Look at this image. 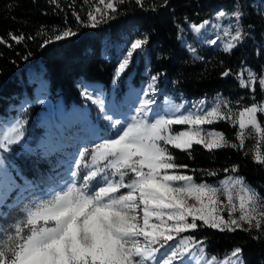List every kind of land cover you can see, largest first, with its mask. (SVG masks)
Masks as SVG:
<instances>
[{"label": "snow or ice", "instance_id": "1", "mask_svg": "<svg viewBox=\"0 0 264 264\" xmlns=\"http://www.w3.org/2000/svg\"><path fill=\"white\" fill-rule=\"evenodd\" d=\"M99 4L104 5V8L97 6L94 11H89L86 22L74 12L77 23L95 29L116 18L118 8L113 0H99ZM135 4L140 5L141 0H135ZM226 15V12L220 11L217 19ZM233 15L239 24L241 12L235 11ZM207 24L208 21H204L200 28ZM193 28L200 30L195 25ZM9 35L16 43L25 39L22 35ZM75 35L77 33L71 28H65L54 36V40L62 41ZM242 39L243 34L237 28L236 34L222 50L231 54L237 46L233 41ZM148 42L147 34L130 42L126 55L115 70L113 84L128 69L134 54L142 53ZM4 43L0 39V44ZM243 72L244 69L240 72L239 82L242 87H246ZM248 74L250 80L257 78L250 70ZM222 75L227 77L230 71L226 70ZM157 81V75L150 77V82L142 90L143 99L139 101L136 114L130 120L109 118L112 135L100 137V142L91 151L93 161H107L105 167L110 168L113 177L118 178L109 179L106 174L98 175L104 173V168L91 171L85 166L79 175L83 183H79L78 171H71L73 179L64 188L26 206V223L23 219L18 220L14 225L15 236L7 237L10 243L0 245V264H191L190 253L185 254L195 238L188 235L177 244L175 236L201 227L233 232L247 224L248 229L245 230L253 227L261 229L264 211L259 212L258 218L257 205L258 202H264V198L258 201V193L246 186L243 177L230 176L221 181L225 185L223 194L227 203L224 204L218 196L220 189L204 182H195L193 175L178 171L187 169V165H177L168 147L170 145L181 151L191 150L194 145H202L209 152L222 149L228 146L225 134L209 131L206 138L201 126L233 117L226 116L219 104L211 110L197 108L195 113L188 111L187 114H175L179 112L176 109L172 115L150 116L158 91ZM259 84L264 86V79H260ZM85 95L92 99L87 93ZM92 102L100 103L98 99ZM38 103L44 101L39 100ZM223 106L228 105L225 103ZM258 111H264V108L251 106L239 112L241 131L237 139L241 147L244 145L243 130L249 125L264 139V129L257 122ZM174 125H187L188 130L174 133ZM22 127L23 123L18 122L12 129L17 134L8 139L6 144L0 143V152H8L11 145L22 142ZM231 146L235 147L234 144ZM88 151L87 148L79 150V159L74 160L77 168ZM254 161L264 165V155L257 151ZM237 170V166L231 168L232 173ZM129 172L133 178L126 182L125 177ZM209 175L216 173L209 170ZM17 176L18 172L13 175L7 168L0 167V204L15 190L20 189L22 194L32 188L31 182L27 181L25 187L21 188ZM93 178H96L95 182L89 183ZM122 188L128 190L126 194H119ZM233 188H238L235 196ZM235 200L239 201L238 206ZM225 210L227 219L222 215ZM237 211L238 217L235 216ZM22 225L28 228L27 234H22ZM0 231H4L2 226ZM195 242L201 245L206 243ZM240 253L241 249L237 247L231 256L238 257ZM233 264L244 262L238 259Z\"/></svg>", "mask_w": 264, "mask_h": 264}, {"label": "trees", "instance_id": "2", "mask_svg": "<svg viewBox=\"0 0 264 264\" xmlns=\"http://www.w3.org/2000/svg\"><path fill=\"white\" fill-rule=\"evenodd\" d=\"M95 1L0 0V39L5 41L0 44V116L14 114L19 100L34 96L36 82L31 72L38 69L46 79L48 98L59 99L65 104L82 103L77 82L93 81L108 88L117 58V45L130 35L142 38L144 34L148 35L149 42L143 53L131 58L128 69L118 80L116 94L120 95L126 89L124 77L130 76L132 83L144 79L147 56L148 69L173 96L180 94L194 98L220 91L237 101V106L260 102L262 94L258 79L264 65V20L252 8L250 0H141L140 5H136L135 0H123V3L118 0L114 2L118 8L115 19L95 29L85 28L77 23L73 13L86 22L87 12ZM216 6L225 11L236 8L242 15L239 27L243 39L233 41L237 46L231 54L222 50L224 46L215 48L213 42H198L195 38L199 31L193 26L198 28L200 22L209 19ZM65 28H71L77 35L55 41L54 36ZM10 33L25 39L16 43ZM245 66H249L257 77L251 89L248 85L240 86L237 80V73ZM226 70L230 71L227 77L222 75ZM32 107L38 108V105ZM257 119L264 127L261 111L257 112ZM206 126L221 131L231 141L235 139L237 128L234 124L218 120ZM233 144L235 147L228 145L211 152L202 145H194L188 151L168 147L177 165H187V169L178 171L193 175L195 182L220 179L237 166L236 173L264 198V165L255 163L251 152L236 142ZM209 170L216 175H209ZM4 208L5 205L1 206V211ZM18 216L19 209L9 206L4 214H0V225L5 228L7 222L17 221ZM245 229L248 228L220 232L201 227L179 235H192L195 240L206 241V254L219 256L239 247L244 264H264V227Z\"/></svg>", "mask_w": 264, "mask_h": 264}, {"label": "rangeland", "instance_id": "3", "mask_svg": "<svg viewBox=\"0 0 264 264\" xmlns=\"http://www.w3.org/2000/svg\"><path fill=\"white\" fill-rule=\"evenodd\" d=\"M116 1L118 0H113V2ZM249 3L252 8H254L255 12H259L262 15L264 20V0H250ZM97 6L101 9L104 8V5L99 4V0H96L89 11H94ZM220 11L226 12L227 15L223 18L217 19ZM235 11L238 10L233 8L225 11L221 6H216L209 19L203 20L197 26L200 28V26L204 24V21H208L207 25L200 28L199 35L195 36L197 41L205 43L213 42L215 48L217 46H225L231 40L232 36L236 34L237 28L240 30L236 17L233 15ZM262 36L264 37V29ZM135 38L138 37L130 35L125 42L117 45V58L113 67V76L108 88L93 81L85 82L80 80L77 82L80 87L82 99L85 102H82L81 104H65L59 99L54 100L48 98L45 91L39 87L43 82V76L42 72L38 69L35 72H31L32 78H35L36 81L35 93L32 99L29 101L25 98L19 100L16 104L15 114L8 119H0V143L5 144L8 139L14 138L17 134L12 130L17 123H23L22 142L19 145H11L10 151L8 152H0V167L7 168L6 161L4 160L5 157L3 156V154H7L17 164L19 174H21L20 176H17V183L21 185V188L25 187L26 180L36 182H33L30 190L24 191L22 194L20 189L13 191L8 199L0 204V207L4 204L17 207L19 209L18 220L23 219L26 223V206L32 204L34 201L47 198L55 191L64 188V186L72 179L71 171L73 170L78 171V180L79 175L82 174L85 166L91 171H95L98 168H104V173H99L98 175L103 176L106 174L109 179L118 178L113 177L112 170L105 167L107 161H93L91 151L95 144L100 142V137L112 135L113 130L109 128L110 117L124 121L125 119L130 120L131 117L136 114L135 109L139 107V101L143 99L142 90L146 87L147 83L150 82V77L156 75L148 69V57L146 56V67L143 70V73L146 75L144 79L140 80L138 83H132L130 81V76L124 77L126 89L120 95L116 94L117 90H115V88L119 79L113 84L115 70L117 69L121 58L126 55L127 50L130 47V42ZM134 55L138 56L137 54ZM249 70L254 73L249 66H245L243 79L246 81V85L249 86V89H251L254 80L249 79ZM240 72L237 73L238 81L240 79ZM260 79H264V65L258 80ZM157 86L158 91L154 96L155 104L152 106L153 111L150 112V116L156 114L172 115L176 109H179V112L175 114H187L188 111L195 113L197 108L211 110L212 107L219 104L221 106L220 110L226 116L233 117V119H225L224 121L231 125L234 124L237 128L234 135L235 139H233V141L226 138L228 145H232L234 142L240 145V141L237 139V135L241 131L239 129V112L245 107L251 106H258V109L264 108V86H261L262 98L260 102L258 104L249 103L244 106H237V101L229 99L227 95H224L220 91L203 93V95L198 97L187 98L180 94L173 96L170 92L165 90L158 81ZM85 93L91 96L92 99H88ZM93 99H98L100 103L93 104ZM39 100H43L44 103H38ZM201 102L203 103L201 104ZM225 103H227V107L223 106ZM34 104H37L38 108L32 107ZM261 112L264 116V111ZM259 124L261 125V123ZM60 125L64 126L62 131L60 129L57 130ZM261 128L264 129L262 125ZM201 129L206 138L209 131H217L206 125L201 126ZM181 130H188V126H173L174 133H178ZM218 132L221 131L218 130ZM79 134H81V137H78ZM243 135V148L251 152L253 158L257 151H259L261 155H264V139L257 134L256 130L251 125L243 130ZM82 148H87L89 151L86 154L85 159L81 161L79 168H77L74 164V160L79 159L78 152ZM230 176L241 177L238 173L229 172L220 177V179L206 182L207 184L220 189L218 196L224 204L227 203L223 194L225 185L222 184L221 181L227 180ZM132 178V174L129 172L126 175L125 180L126 182H130ZM95 180L96 178H93V181L89 183H94ZM79 183H83V181L79 180ZM245 184L247 187L255 191L253 186L247 182H245ZM127 191V189L122 188L119 194H126ZM237 191L238 188H233L234 196ZM259 198L261 197L258 196V201ZM235 203L238 206L239 201L235 200ZM260 211H264V202H258V218H260ZM222 215L227 219V210L223 211ZM235 216H239V211L235 213ZM17 221L7 222L5 228H3L4 231H0V245L10 243L7 239L8 235L15 236L14 225ZM253 224H255V221H253ZM261 226L264 227V219L261 220ZM242 228H248V225L243 224ZM8 229L12 230L8 231ZM27 233L28 228L22 225V234ZM184 237H186V235L175 236V242L178 244V242ZM195 241L188 245V253L185 254L188 255L190 253L189 259L191 264H233L234 261L242 259L241 254H239L238 257L231 256L232 251L237 247H233L230 250L223 252V254L216 256L206 254L204 252V244L201 245ZM153 247H158V245H153Z\"/></svg>", "mask_w": 264, "mask_h": 264}]
</instances>
